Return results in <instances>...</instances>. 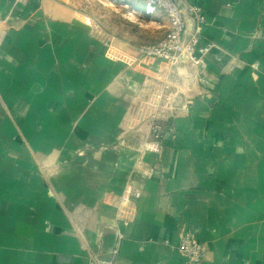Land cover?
I'll return each mask as SVG.
<instances>
[{
	"label": "crops",
	"instance_id": "obj_1",
	"mask_svg": "<svg viewBox=\"0 0 264 264\" xmlns=\"http://www.w3.org/2000/svg\"><path fill=\"white\" fill-rule=\"evenodd\" d=\"M180 1L201 9L211 48L202 73L175 70L160 110L162 62L138 52L141 31L163 37L159 12L131 41L57 0H0V264H86L97 250L184 264L182 231L208 246L203 264H264V0ZM159 118L166 135L143 150L137 131Z\"/></svg>",
	"mask_w": 264,
	"mask_h": 264
},
{
	"label": "built area",
	"instance_id": "obj_2",
	"mask_svg": "<svg viewBox=\"0 0 264 264\" xmlns=\"http://www.w3.org/2000/svg\"><path fill=\"white\" fill-rule=\"evenodd\" d=\"M126 7H136L141 4L139 10L143 15H155L162 13L167 20V29L159 40L143 43L138 46V52L143 58L158 59L162 62L164 71L157 73L155 80L159 88L154 92L156 106L160 110L170 107L172 97H176V91L170 89L174 80V72L184 64L196 67L197 72H203L205 68V56L211 45L199 43L202 24L205 21L204 14L198 7H190L195 19L192 33H186V25L182 9L174 0H121ZM258 68V63L252 65ZM152 136L159 139L163 134V127L158 120L151 124ZM136 196L139 193H135ZM175 251L184 259V264H203L208 246L198 240L190 231L179 233ZM116 252V251H114ZM87 264H115L111 258L97 257L89 260Z\"/></svg>",
	"mask_w": 264,
	"mask_h": 264
},
{
	"label": "rangeland",
	"instance_id": "obj_3",
	"mask_svg": "<svg viewBox=\"0 0 264 264\" xmlns=\"http://www.w3.org/2000/svg\"><path fill=\"white\" fill-rule=\"evenodd\" d=\"M60 3L68 6L69 8L73 9L77 15L79 16L82 21L90 27L91 30L95 32L97 36L100 37H108L111 38L112 36L116 37H126L133 41L134 35L138 36L136 29H144L148 30L150 26H147L148 23H150L141 12L139 11L141 9V4L138 3L140 6L136 7H126L125 3L121 0H57ZM160 18H154L153 21L157 22L155 23V29L158 30L160 33L164 32V27L159 24L158 22L162 21V18H166L162 13ZM153 16V15H150ZM157 20V21H155ZM152 21V22H153ZM167 29V26L166 28ZM166 31V30H165ZM165 33V32H164ZM162 33V34H164ZM147 33L146 32H140V36L142 40H140L139 44L143 43H150L147 39L143 38ZM162 34L159 36V38L162 36ZM157 39V38H156ZM3 95L0 91V109L7 107L6 101L3 99ZM7 115V113H5ZM0 119H3L2 115H0ZM160 123H162L163 118L156 119ZM162 125V124H161ZM163 127V125H162ZM138 138L139 139H146L144 142L145 146L143 150H150L155 151L157 150L152 144H148L151 142V140L159 141L164 139L166 135V131L163 127V134L159 139H155L152 136L151 127L149 126V131L147 135L144 137L143 133L141 131H137ZM127 134V133H126ZM125 133H122L121 139H125L126 135ZM135 135L136 132L132 131L129 133ZM19 136L22 137L21 134ZM173 136H176V133L173 132ZM149 139V140H148ZM140 165H138V169L140 170ZM44 177L47 178L49 176L48 173H44ZM131 185L127 187V189H130L131 191L134 190L133 187L131 189ZM128 192L125 190L124 194V200L127 201L130 197V194H133L132 192ZM183 232V231H182ZM181 233V232H180ZM103 253L102 251H92L87 256L86 264L89 260L97 257H102Z\"/></svg>",
	"mask_w": 264,
	"mask_h": 264
},
{
	"label": "water",
	"instance_id": "obj_4",
	"mask_svg": "<svg viewBox=\"0 0 264 264\" xmlns=\"http://www.w3.org/2000/svg\"><path fill=\"white\" fill-rule=\"evenodd\" d=\"M174 1L182 9L186 30L192 31V29H194V24H195L194 19L190 15H188L186 7L180 0H174Z\"/></svg>",
	"mask_w": 264,
	"mask_h": 264
}]
</instances>
